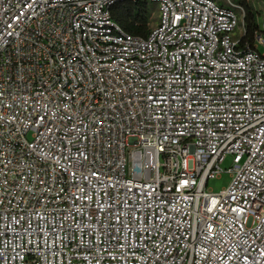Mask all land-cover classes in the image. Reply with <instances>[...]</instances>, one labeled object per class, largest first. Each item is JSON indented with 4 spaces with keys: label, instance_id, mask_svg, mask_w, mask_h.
Listing matches in <instances>:
<instances>
[{
    "label": "built area",
    "instance_id": "obj_1",
    "mask_svg": "<svg viewBox=\"0 0 264 264\" xmlns=\"http://www.w3.org/2000/svg\"><path fill=\"white\" fill-rule=\"evenodd\" d=\"M136 1L0 0V264H264V0Z\"/></svg>",
    "mask_w": 264,
    "mask_h": 264
},
{
    "label": "trees",
    "instance_id": "obj_2",
    "mask_svg": "<svg viewBox=\"0 0 264 264\" xmlns=\"http://www.w3.org/2000/svg\"><path fill=\"white\" fill-rule=\"evenodd\" d=\"M244 8L243 24L245 27L244 41L252 46L258 31L260 9L253 0H234ZM154 4L148 0L125 2L111 9V16L119 28L133 36L146 37L150 33Z\"/></svg>",
    "mask_w": 264,
    "mask_h": 264
},
{
    "label": "rangeland",
    "instance_id": "obj_3",
    "mask_svg": "<svg viewBox=\"0 0 264 264\" xmlns=\"http://www.w3.org/2000/svg\"><path fill=\"white\" fill-rule=\"evenodd\" d=\"M232 2H236L234 0H230ZM253 4L260 10H262V3L259 0H253ZM153 13H152V23L151 26L154 25V23L157 20V11L156 7L153 6ZM258 50L260 53L264 52V47L262 45H258ZM232 165V156L228 155L226 159L221 163V166L223 169H227ZM232 180L231 174L227 171L221 173L220 176L209 179L207 183V187L214 193L220 192L222 189L228 187Z\"/></svg>",
    "mask_w": 264,
    "mask_h": 264
}]
</instances>
